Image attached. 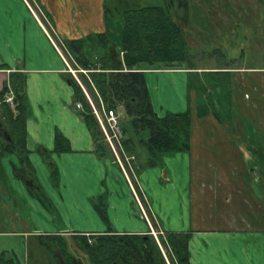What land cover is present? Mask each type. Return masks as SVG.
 Masks as SVG:
<instances>
[{"label": "crops", "instance_id": "crops-1", "mask_svg": "<svg viewBox=\"0 0 264 264\" xmlns=\"http://www.w3.org/2000/svg\"><path fill=\"white\" fill-rule=\"evenodd\" d=\"M34 1L51 18L54 39L27 0H0V64L7 67L0 69V92L11 72L22 76L27 114L22 150L6 123L5 114H17L15 104H5L0 94V264H26V241L42 234L148 233L143 211L165 231L192 232L190 264H264L263 227L255 218L263 214L264 185H256L259 175L253 176L249 163L254 138H264V67L205 69L184 63L146 72L158 115L186 109L193 115L189 151L165 154L157 166L146 164V150L132 135L131 150L125 153L136 154L133 163L141 187H136L137 200L110 148L95 144L56 48L57 40L105 32L107 0ZM121 1L130 6L135 0ZM192 1L204 6L203 0H177L176 5L196 6ZM205 1L214 7L223 3ZM172 4L164 0L165 8ZM216 10L209 12L214 24L235 20L218 16ZM188 18L186 13L180 16L183 29ZM209 70L230 71L233 116L227 123L211 113L196 115L197 94L189 89V80ZM56 134L68 150H55ZM97 209L105 211V219Z\"/></svg>", "mask_w": 264, "mask_h": 264}, {"label": "trees", "instance_id": "trees-1", "mask_svg": "<svg viewBox=\"0 0 264 264\" xmlns=\"http://www.w3.org/2000/svg\"><path fill=\"white\" fill-rule=\"evenodd\" d=\"M115 3L114 0L105 2V32L80 39L61 40V44L71 53L75 63L87 71L86 75H81L82 82L95 107L98 110L102 107H121L129 118L130 127H121L123 135L128 134V138L123 139L124 149L130 151L128 142L132 141V135L142 132L138 142L146 150V164L157 166L165 154L189 151L192 112L186 109L158 115L152 103L146 72L152 69L179 68L184 63L187 65L188 45L181 26L174 20L169 9L157 5L137 8L126 6L119 9ZM38 8L52 32L54 27L51 18L41 6L38 5ZM116 30L119 32L115 39L112 35ZM94 49L99 54L92 58L87 55V50L92 52ZM6 68L5 64H0V69ZM200 73L210 77L211 82L214 81L212 83L217 85L208 82V86H205L202 76L193 74V82L189 80V89H194L197 94L196 115L202 117L211 113L220 123L226 122L228 117L223 115L222 110L226 103L222 96L230 91V71L209 70ZM69 82L74 89L75 102L81 103L82 119L95 144L104 149L106 144L102 131L82 87L72 76ZM23 83L22 76L11 72L0 92L1 95L9 90L13 93L17 114H5L6 123L15 145L19 144L18 148L22 150L25 149L27 115ZM218 88L219 95L216 94ZM214 90L215 95L212 94ZM64 141L60 134H56L55 150H68L67 144L62 145ZM50 171L53 179H56L55 167L50 166ZM97 210L102 219H105V211ZM71 236L76 244L84 248L90 264H190L191 231H164L158 236V242L150 233L107 231L88 235L77 233ZM38 244L49 250L54 264H81V260L67 251L69 246L67 247L68 243L63 234L39 235ZM3 262L1 264H10V261Z\"/></svg>", "mask_w": 264, "mask_h": 264}, {"label": "rangeland", "instance_id": "rangeland-1", "mask_svg": "<svg viewBox=\"0 0 264 264\" xmlns=\"http://www.w3.org/2000/svg\"><path fill=\"white\" fill-rule=\"evenodd\" d=\"M27 1L29 2L31 8L34 10L40 21L45 25L48 32L51 33L53 37H55L54 33L49 30V26L45 24L42 12L39 10L38 6L34 5L33 2L35 1ZM176 1L177 0H173L174 5L172 4V7H170L169 10L173 16L177 15V17H179L175 20L181 26L184 39L186 40V43L188 45L187 65L205 69L224 66L244 68L264 67V0H253L256 2L254 4L255 6L253 7L249 6V3L252 0H230L231 2H235V4L228 3L229 1L227 0H220L223 3L220 4V6L216 7H214L213 5H209V1L203 0L204 6L202 7L198 6L199 3L197 1H192L190 3L196 2V6H188V8L177 6ZM114 2H116L115 4L119 9L126 8V6H123L121 4L120 0H114ZM132 4L133 5H130L129 7L137 8L139 7V5H157L162 7L165 6L164 0H135L132 1ZM214 8H217L216 11L218 16L227 15L228 19L232 16L235 18V20H232L231 24L226 25L224 23L222 25H220V23L214 24L213 17H211L209 13H212ZM184 13L188 15V21H190V23L185 22L186 29H183L182 24L180 23V16H182ZM118 32L119 30H116V32L112 35L113 38L116 39L118 37ZM56 43L58 44L59 48L62 49L71 69L73 70L77 79L81 82L83 86V92L85 90V92L88 94L85 86L83 85L81 77L82 74L86 75L87 71L76 66L73 56L69 52L67 53L64 51V48L61 46V44H59L58 40ZM90 51L91 50H87V55L92 58L95 57V55L99 54V52L95 49L92 52ZM199 74L202 76L203 84H205V86H208L207 84L214 82H211L210 77L205 76L204 73ZM70 76L75 79L72 73H70ZM193 77L194 75L192 74V76L190 77V82H193ZM212 84L217 85V83ZM228 92L229 94H223L222 91V99L226 103V106H222V110L224 111L223 115L226 118L228 117L227 121L223 123H227L228 121L232 120L231 118L233 116L231 105L230 103H227L230 101V91ZM219 93L220 89L218 88L216 94L219 95ZM212 94L215 95V90ZM221 102L222 101H220V103ZM115 110L118 113L119 126L130 127L129 118L125 115L123 109L119 107ZM142 135V132H140L139 135L135 136L136 144L138 146L141 145L138 142V137ZM127 136L126 138H128ZM254 139L256 140H254V144L251 150L249 149V163L252 164L251 166H253V176H256L257 174L259 175L256 185H259L260 187L262 183L264 185V138L257 139L255 137ZM30 185L31 187H33L34 183L30 182ZM257 190L260 191V188L257 187ZM97 203L102 204L100 200H97ZM148 217L150 220L152 219L151 223L153 222L154 230H162L163 232L165 231L161 226L159 220L154 221V216V218H150V216ZM255 218L263 225H261L260 227H263L264 233V221H262L264 220V208L263 214H255ZM65 237L66 242L68 243L67 247L69 246V248H67V251L74 255V257H76L77 259L81 260V264H90L84 248L79 244H76L71 238L72 236L66 235ZM53 248L56 250L54 246ZM25 252L26 264H50V262L54 264L49 250L47 251L46 248H42L40 244H38V237H31L29 241H26Z\"/></svg>", "mask_w": 264, "mask_h": 264}, {"label": "built area", "instance_id": "built-area-1", "mask_svg": "<svg viewBox=\"0 0 264 264\" xmlns=\"http://www.w3.org/2000/svg\"><path fill=\"white\" fill-rule=\"evenodd\" d=\"M43 26L45 27L44 24H43ZM45 29H46V27H45ZM47 32H48V30H47ZM52 32L55 35V29L54 28H52ZM49 35H51V33H49ZM53 39H54V37H53ZM59 44H61V43H59ZM61 46L64 48L65 52H67V53L69 52L62 44H61ZM56 48H57L61 58L63 59V62L65 64L66 68L68 69V71L70 73H72V75L75 77V79L77 80L79 85L81 87H83L81 82L77 79L76 75L74 74L73 70L71 69L66 56L64 55L62 49L59 48L58 44H57ZM84 92H85V90H84ZM85 94H86L87 100L89 101V103L91 105L92 111L97 118L98 124H99L100 129H101L102 134H103V140H104L105 144H107V146L112 151L115 161L117 162L118 166L120 167L125 178L127 179V182L129 183V185L131 187L133 196L138 200V196H137L138 190H136V187L138 189H140L141 187H140L139 181L137 180V177L135 175V166L133 163L135 156L132 154L127 155L125 153L123 143H122L123 133H122L121 127L119 126L118 113L116 112L115 109H105L104 107H102L101 110H98L95 107V105L93 104V102H92L91 98L88 96V94L86 92H85ZM4 101L10 105H13V93L11 90H9L4 95ZM76 107L80 109L81 103L76 102ZM102 114L104 115V117ZM148 216H150V218H154L152 215H150V214L147 215L143 211V217L151 229L150 234L158 242V236L162 235L163 231L162 230L161 231L154 230L153 222L151 223L152 219L150 220ZM154 221H156L155 218H154Z\"/></svg>", "mask_w": 264, "mask_h": 264}]
</instances>
